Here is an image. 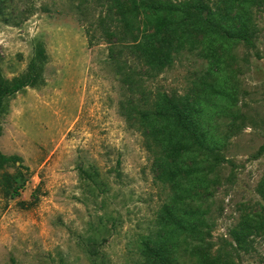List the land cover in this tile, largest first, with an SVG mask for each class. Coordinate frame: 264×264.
I'll return each instance as SVG.
<instances>
[{"label": "rangeland", "instance_id": "rangeland-1", "mask_svg": "<svg viewBox=\"0 0 264 264\" xmlns=\"http://www.w3.org/2000/svg\"><path fill=\"white\" fill-rule=\"evenodd\" d=\"M31 1L38 9L20 25L0 20L5 77L27 71L38 41L47 55L42 84L9 97L0 117V151L20 155L27 167L0 168V264H145L144 242L164 233L167 204L187 200L184 181L164 179L168 165L143 133L150 124L122 115L128 86L108 62V43L89 45L72 0L8 2L22 9ZM253 16L251 41L219 35L215 55L206 51L210 38L185 27L170 45L172 65L143 84L152 101L156 90L186 92L215 68L236 91L220 100L216 114L225 144L214 225L204 240L178 234L185 264H264V227L241 230L246 220L264 221V0ZM192 147L202 164L204 151ZM203 179L195 184L197 198ZM234 230L245 232V241Z\"/></svg>", "mask_w": 264, "mask_h": 264}, {"label": "trees", "instance_id": "trees-1", "mask_svg": "<svg viewBox=\"0 0 264 264\" xmlns=\"http://www.w3.org/2000/svg\"><path fill=\"white\" fill-rule=\"evenodd\" d=\"M8 1L0 0V20L7 25H20L38 9L32 1L22 9ZM257 1L261 0H225L214 5L204 0L71 1L85 27L89 45L101 40L108 43V62L119 81L128 86L131 95L120 103L122 115L127 120L150 124V129L143 133L152 141L150 151L163 165H168L162 173L164 179L184 181L180 190L187 200L176 198L167 204L160 218L164 233H154L144 242L145 264H185L177 254L178 234L185 231L200 241L213 227L214 196L220 184L218 152L225 144L218 133L216 114L220 100L235 98L236 91L227 79L216 74L215 68L209 69L186 92L156 90L152 101L145 95L143 84L156 80L172 65L170 45L175 36L185 34V27L193 26L200 36L210 38L206 51L213 55L214 41L219 35L251 41L256 32L253 6ZM46 59L43 42L38 41L26 72L7 78L0 71V117L9 97L42 84ZM192 144L204 151L202 164L196 159ZM18 163L27 168L20 155L0 151V168ZM199 175L204 179L197 198L195 184ZM259 191L264 195V178ZM257 227L263 228L264 221L246 220L241 230ZM234 237L245 241V232L234 230ZM166 240L172 241L166 244Z\"/></svg>", "mask_w": 264, "mask_h": 264}]
</instances>
